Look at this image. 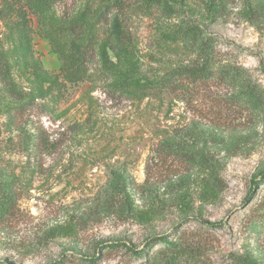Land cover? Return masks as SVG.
I'll list each match as a JSON object with an SVG mask.
<instances>
[{"label":"rangeland","instance_id":"rangeland-1","mask_svg":"<svg viewBox=\"0 0 264 264\" xmlns=\"http://www.w3.org/2000/svg\"><path fill=\"white\" fill-rule=\"evenodd\" d=\"M113 1L0 0V261L87 264L101 240L165 235L185 245L177 264H264V185L249 194L264 170V0L109 18ZM184 21L218 57L213 78L145 90L194 56L161 37ZM80 44L86 77L54 95L59 50ZM144 260L118 247L97 264Z\"/></svg>","mask_w":264,"mask_h":264},{"label":"trees","instance_id":"trees-1","mask_svg":"<svg viewBox=\"0 0 264 264\" xmlns=\"http://www.w3.org/2000/svg\"><path fill=\"white\" fill-rule=\"evenodd\" d=\"M208 3V13L211 17H216L218 15V10L216 7H211V0H206ZM134 8L136 10H143L146 15H153L160 18L170 16L172 11H169L165 7L162 0H114L111 4L107 6V9L103 11V14L108 15L111 18L113 13V8L124 10L127 8ZM174 13V12H173ZM163 16V17H162ZM121 29L116 28V34L120 35ZM200 30L195 25L194 22L184 21L179 25H173L162 30L161 37L163 40L176 43L179 42L184 48L193 53V57L188 60L184 65H179L162 75L158 79L148 80L145 90L147 91H160L169 90L175 88L177 85H181L186 81L196 82V81H207L214 76V64L218 57H214V51L210 53L208 49V42L200 38ZM118 36H114L117 41ZM60 56L63 59L62 67L58 73L53 76V79L49 85V88L53 90L54 95L60 96L62 91L65 89L67 84H76L77 82L83 80L88 72V62L91 60L94 51L87 45H77L72 48H63L59 50ZM12 84L10 89H14ZM43 95V94H41ZM36 138L34 141L39 140L42 147H49L47 140L39 138V135L33 136ZM38 137V138H37ZM33 146L37 145V142H32ZM30 146V145H29ZM2 156L0 155V162L2 161ZM264 185V170L256 173L252 179L249 189L250 197H253L255 190L260 186ZM14 196L13 190L2 193V201L4 199L12 200ZM178 237V236H177ZM155 244H160L166 246L161 250V254L166 256L171 253V256L167 260H163L159 255L150 256V251L152 246ZM100 246L99 250L94 252L92 256H84L83 260L87 264H97L103 257V255L111 249L123 247L126 249V253L134 258L141 259L144 258V264H177L178 261L184 256V244L179 242V240H169L165 235H155L147 238L144 242V246L135 247L129 245L122 240H101L98 244ZM168 254V255H167ZM0 264H13L11 262L0 261ZM49 264H65L63 259L55 260Z\"/></svg>","mask_w":264,"mask_h":264}]
</instances>
